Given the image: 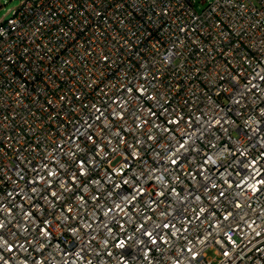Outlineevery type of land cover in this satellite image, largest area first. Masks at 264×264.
Wrapping results in <instances>:
<instances>
[{
	"label": "built area",
	"instance_id": "obj_1",
	"mask_svg": "<svg viewBox=\"0 0 264 264\" xmlns=\"http://www.w3.org/2000/svg\"><path fill=\"white\" fill-rule=\"evenodd\" d=\"M207 2L0 23V264H264V0Z\"/></svg>",
	"mask_w": 264,
	"mask_h": 264
},
{
	"label": "snow or ice",
	"instance_id": "obj_2",
	"mask_svg": "<svg viewBox=\"0 0 264 264\" xmlns=\"http://www.w3.org/2000/svg\"><path fill=\"white\" fill-rule=\"evenodd\" d=\"M260 78H261V79H264V77H260ZM253 87H255V85H253ZM237 103H239V101H237ZM261 115H264V112H262ZM184 147H185V145H184L183 143H181V144L179 145V148L176 149V152H179L180 149H182V148H184ZM173 154H175V153H173ZM171 163H172V164H176L177 161H176V160H172ZM255 164H256V161L253 160V161H252V166H255ZM80 168H81L80 175H85L86 173L83 171V168H84V161H80ZM49 175H54V173H49ZM125 183H127V181H125ZM259 183H260L261 185H264V180L259 181ZM237 187H239V185H237ZM253 191H254V192H257V191H260V189H257V188H255V187L253 186ZM52 195H53V196H56V193L53 192ZM160 195H163V193H160ZM220 195H224V193L222 192ZM236 206H237V207H240L241 205L237 204ZM117 207H119V205H118ZM109 211H111V209H109ZM106 214H107V213H106ZM229 215H231V214H229ZM225 219H228V217L226 216ZM233 222H234V223H238V218H236ZM255 223H256V221L253 220V221H252V224H255ZM249 226L251 227V225H249ZM4 227H5V224L3 223V221H0V230H2ZM141 227H143V225H141ZM163 227L166 228V227H168V225L165 224V225H163ZM225 227H226V229H227V231H226L225 234H227V232H231V231H233V228H232V225H231V224H229V225H227V226H225ZM144 234L147 235V236H149V237H152V233H151V232L146 231ZM257 235H259V233H257ZM229 239H231V238L229 237ZM151 242H152V243H156V239L153 238ZM5 245L7 246V247H6V251H8V252H13V251H14V247H13V245L10 244L7 240H4L3 236L0 235V250L4 249ZM21 247H22V246H21ZM187 251H188V252H192L193 250H192V248H188ZM224 255H225V256H228L229 253H228L227 251H225V252H224ZM3 259H4L3 255L0 254V260H3ZM191 259H192V260H196V259H197L195 253H193ZM5 264H7V262H5Z\"/></svg>",
	"mask_w": 264,
	"mask_h": 264
},
{
	"label": "rangeland",
	"instance_id": "obj_3",
	"mask_svg": "<svg viewBox=\"0 0 264 264\" xmlns=\"http://www.w3.org/2000/svg\"><path fill=\"white\" fill-rule=\"evenodd\" d=\"M25 0H0V23L6 21L11 13ZM196 12L201 13L207 6L208 0H190ZM210 256L211 252H207Z\"/></svg>",
	"mask_w": 264,
	"mask_h": 264
}]
</instances>
